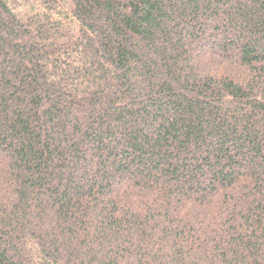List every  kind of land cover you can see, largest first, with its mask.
I'll return each instance as SVG.
<instances>
[{"label":"trees","instance_id":"obj_1","mask_svg":"<svg viewBox=\"0 0 264 264\" xmlns=\"http://www.w3.org/2000/svg\"><path fill=\"white\" fill-rule=\"evenodd\" d=\"M62 2L0 0V264H264V0Z\"/></svg>","mask_w":264,"mask_h":264},{"label":"rangeland","instance_id":"obj_2","mask_svg":"<svg viewBox=\"0 0 264 264\" xmlns=\"http://www.w3.org/2000/svg\"><path fill=\"white\" fill-rule=\"evenodd\" d=\"M43 0H32V4L28 6V9L29 8H35V9H40L41 7V3H42ZM63 1L62 2V5L66 8V9H70L71 7V0H61ZM25 7H22V9H25Z\"/></svg>","mask_w":264,"mask_h":264}]
</instances>
